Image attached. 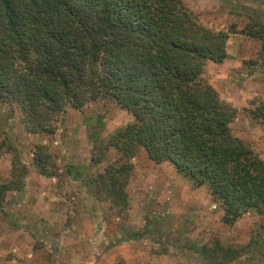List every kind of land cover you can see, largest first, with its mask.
I'll list each match as a JSON object with an SVG mask.
<instances>
[{
    "label": "trees",
    "instance_id": "1",
    "mask_svg": "<svg viewBox=\"0 0 264 264\" xmlns=\"http://www.w3.org/2000/svg\"><path fill=\"white\" fill-rule=\"evenodd\" d=\"M244 33L260 40L264 53V24ZM227 40L182 0H0V105L15 104L39 123L66 104L117 101L134 122L104 149L118 161L95 177V195L125 210L130 159L144 151L206 186L221 222L232 225L248 211L264 215V161L231 135L233 113L201 78L208 61L227 58ZM91 161L100 164L94 155ZM8 187L0 186V204ZM248 247L253 256L243 264H264L260 238L243 249L216 242L200 252L226 264Z\"/></svg>",
    "mask_w": 264,
    "mask_h": 264
},
{
    "label": "rangeland",
    "instance_id": "2",
    "mask_svg": "<svg viewBox=\"0 0 264 264\" xmlns=\"http://www.w3.org/2000/svg\"><path fill=\"white\" fill-rule=\"evenodd\" d=\"M182 1L201 25L228 34L226 51L239 40V65L226 69L231 85L215 86L216 65L201 78L233 113L231 135L264 161V53L261 41L244 33L264 24V0ZM81 104L39 123L15 104L0 105V186H9L0 204V264H222L200 251L216 242L243 249L251 239L264 241V215L248 211L223 224L206 186L195 187L144 151L130 159L127 208L113 210L95 195L93 180L118 161L104 149L134 116L113 99ZM247 254L253 256L249 247L226 264H243Z\"/></svg>",
    "mask_w": 264,
    "mask_h": 264
},
{
    "label": "crops",
    "instance_id": "3",
    "mask_svg": "<svg viewBox=\"0 0 264 264\" xmlns=\"http://www.w3.org/2000/svg\"><path fill=\"white\" fill-rule=\"evenodd\" d=\"M234 42H235L234 47L236 48V51H231L230 47L234 44ZM227 45H228V43H227ZM229 45H230V47L227 46V51H226L227 58L223 62L214 63V62L208 61L206 63V67H205L206 70H210L213 68V65L217 66V72L215 71V74H214V81L216 83H218L215 86H217V88L220 87L221 89L224 87V85H227V87H229L231 85V81L227 80L226 69L228 67L239 65V59L236 57V53L238 52L239 49H241L240 44H239V40L235 39V41H234V39H232L229 42Z\"/></svg>",
    "mask_w": 264,
    "mask_h": 264
}]
</instances>
